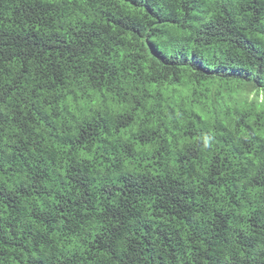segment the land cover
I'll list each match as a JSON object with an SVG mask.
<instances>
[{
	"label": "trees",
	"instance_id": "1",
	"mask_svg": "<svg viewBox=\"0 0 264 264\" xmlns=\"http://www.w3.org/2000/svg\"><path fill=\"white\" fill-rule=\"evenodd\" d=\"M0 264H264V0H0Z\"/></svg>",
	"mask_w": 264,
	"mask_h": 264
}]
</instances>
